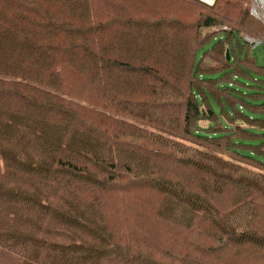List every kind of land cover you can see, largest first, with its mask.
I'll use <instances>...</instances> for the list:
<instances>
[{"label":"trees","instance_id":"obj_1","mask_svg":"<svg viewBox=\"0 0 264 264\" xmlns=\"http://www.w3.org/2000/svg\"><path fill=\"white\" fill-rule=\"evenodd\" d=\"M256 4L0 0V264H264Z\"/></svg>","mask_w":264,"mask_h":264},{"label":"rangeland","instance_id":"obj_2","mask_svg":"<svg viewBox=\"0 0 264 264\" xmlns=\"http://www.w3.org/2000/svg\"><path fill=\"white\" fill-rule=\"evenodd\" d=\"M162 4H164V3H162ZM254 7L256 8V11L259 14V18L264 16V9H263L262 5H260L259 0H257V4ZM254 56L257 58V61H258L259 64H264V60H263L264 59V47L262 45H256V50H254ZM251 252L252 251H247L245 253H251ZM243 258L244 257H241V262L242 263L251 264L253 262L252 259L243 260ZM257 261L259 262V259L256 260V261L254 260V262H256V263H257Z\"/></svg>","mask_w":264,"mask_h":264},{"label":"water","instance_id":"obj_3","mask_svg":"<svg viewBox=\"0 0 264 264\" xmlns=\"http://www.w3.org/2000/svg\"><path fill=\"white\" fill-rule=\"evenodd\" d=\"M259 3H260V5H262V7H263V9H264V1L259 0ZM252 13H253L256 17L259 18V14H258V12L256 11V8H255V7L252 8ZM227 59L229 60V52H227Z\"/></svg>","mask_w":264,"mask_h":264},{"label":"built area","instance_id":"obj_4","mask_svg":"<svg viewBox=\"0 0 264 264\" xmlns=\"http://www.w3.org/2000/svg\"><path fill=\"white\" fill-rule=\"evenodd\" d=\"M201 1L202 3L208 5V6H212L214 3H215V0H199ZM249 42L253 43V41L249 40ZM256 45H259V42L256 43Z\"/></svg>","mask_w":264,"mask_h":264}]
</instances>
